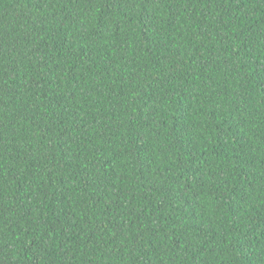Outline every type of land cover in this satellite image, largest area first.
I'll list each match as a JSON object with an SVG mask.
<instances>
[{
    "label": "trees",
    "instance_id": "obj_1",
    "mask_svg": "<svg viewBox=\"0 0 264 264\" xmlns=\"http://www.w3.org/2000/svg\"><path fill=\"white\" fill-rule=\"evenodd\" d=\"M0 264H264V0H0Z\"/></svg>",
    "mask_w": 264,
    "mask_h": 264
}]
</instances>
